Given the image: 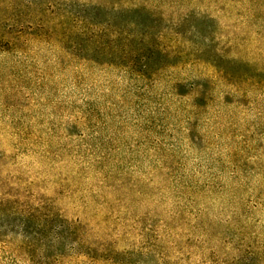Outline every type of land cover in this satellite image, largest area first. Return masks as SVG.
Returning <instances> with one entry per match:
<instances>
[{
	"label": "rangeland",
	"instance_id": "obj_1",
	"mask_svg": "<svg viewBox=\"0 0 264 264\" xmlns=\"http://www.w3.org/2000/svg\"><path fill=\"white\" fill-rule=\"evenodd\" d=\"M0 264H264V0H0Z\"/></svg>",
	"mask_w": 264,
	"mask_h": 264
}]
</instances>
